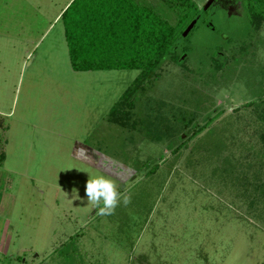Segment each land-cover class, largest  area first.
I'll list each match as a JSON object with an SVG mask.
<instances>
[{
	"label": "rangeland",
	"instance_id": "rangeland-1",
	"mask_svg": "<svg viewBox=\"0 0 264 264\" xmlns=\"http://www.w3.org/2000/svg\"><path fill=\"white\" fill-rule=\"evenodd\" d=\"M69 1L0 0V264H264V23L195 0L188 50L121 126L108 113L138 71L71 68ZM99 175L111 215L85 193Z\"/></svg>",
	"mask_w": 264,
	"mask_h": 264
},
{
	"label": "trees",
	"instance_id": "trees-1",
	"mask_svg": "<svg viewBox=\"0 0 264 264\" xmlns=\"http://www.w3.org/2000/svg\"><path fill=\"white\" fill-rule=\"evenodd\" d=\"M242 2L250 27L257 33L264 23V0ZM200 14L195 0H70L60 18L74 71H138L108 113L111 122L129 126L134 124H129L134 116V95L144 89L145 81L158 74L164 62L183 58L180 56L188 47L182 41L196 22L185 34L184 31ZM258 118L264 123V110L260 109ZM206 126H200L191 137ZM4 159L1 152L0 162Z\"/></svg>",
	"mask_w": 264,
	"mask_h": 264
},
{
	"label": "clouds",
	"instance_id": "clouds-1",
	"mask_svg": "<svg viewBox=\"0 0 264 264\" xmlns=\"http://www.w3.org/2000/svg\"><path fill=\"white\" fill-rule=\"evenodd\" d=\"M85 193L88 202L98 209L100 215L113 214L120 202L121 193L117 190L116 182L105 175L89 178ZM130 202L131 197L124 195L123 204L127 206Z\"/></svg>",
	"mask_w": 264,
	"mask_h": 264
},
{
	"label": "water",
	"instance_id": "water-1",
	"mask_svg": "<svg viewBox=\"0 0 264 264\" xmlns=\"http://www.w3.org/2000/svg\"><path fill=\"white\" fill-rule=\"evenodd\" d=\"M195 21H192L186 28V30L184 31V34L192 27V25L194 24Z\"/></svg>",
	"mask_w": 264,
	"mask_h": 264
}]
</instances>
